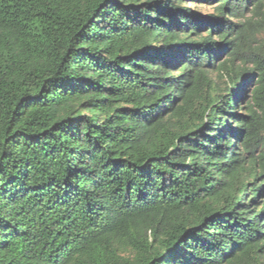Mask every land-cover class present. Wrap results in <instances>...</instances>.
Wrapping results in <instances>:
<instances>
[{
	"label": "trees",
	"instance_id": "trees-1",
	"mask_svg": "<svg viewBox=\"0 0 264 264\" xmlns=\"http://www.w3.org/2000/svg\"><path fill=\"white\" fill-rule=\"evenodd\" d=\"M262 33L264 0H0V264H264Z\"/></svg>",
	"mask_w": 264,
	"mask_h": 264
},
{
	"label": "rangeland",
	"instance_id": "rangeland-1",
	"mask_svg": "<svg viewBox=\"0 0 264 264\" xmlns=\"http://www.w3.org/2000/svg\"><path fill=\"white\" fill-rule=\"evenodd\" d=\"M201 11H212V8L210 6H204V7H199ZM262 36H264V33H262Z\"/></svg>",
	"mask_w": 264,
	"mask_h": 264
}]
</instances>
